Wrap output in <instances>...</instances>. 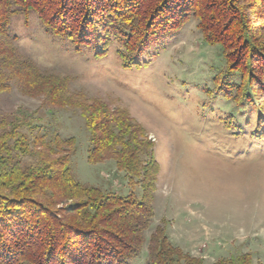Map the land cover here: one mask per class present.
I'll return each instance as SVG.
<instances>
[{
	"label": "trees",
	"instance_id": "1",
	"mask_svg": "<svg viewBox=\"0 0 264 264\" xmlns=\"http://www.w3.org/2000/svg\"><path fill=\"white\" fill-rule=\"evenodd\" d=\"M22 14H35L48 34L70 40L77 51L93 47L98 57L118 41L127 66H141L140 58L198 19L205 39L222 46L228 73L240 75V83L215 77L244 115L245 125L234 116L226 128L264 138V0H0V97L15 82L31 97L44 96L45 105L79 108L90 133L88 161L113 159L143 189L139 197L81 182L71 164L75 137L30 115H1L0 264H132L155 216L152 141L126 109L70 95L69 85L55 84L24 59L12 30ZM146 264L208 263L174 245L159 225ZM212 264L261 263L242 253Z\"/></svg>",
	"mask_w": 264,
	"mask_h": 264
},
{
	"label": "rangeland",
	"instance_id": "2",
	"mask_svg": "<svg viewBox=\"0 0 264 264\" xmlns=\"http://www.w3.org/2000/svg\"><path fill=\"white\" fill-rule=\"evenodd\" d=\"M12 25L16 50L40 74L69 85L70 95L126 109L152 141L155 216L132 264L147 263L149 239L159 225L174 245L208 264L242 253L264 264V138L226 128L234 116L245 125L244 115L215 77L240 83V75L228 73L222 46L205 39L198 19L140 58L141 66L124 63L118 41L100 57L93 47L77 51L70 40L48 34L35 14L16 15ZM13 85L0 97V116L30 115L33 123L75 137L71 164L78 180L141 197L138 179L131 184L113 159L88 161L90 133L79 108L45 105L44 96L31 97Z\"/></svg>",
	"mask_w": 264,
	"mask_h": 264
}]
</instances>
